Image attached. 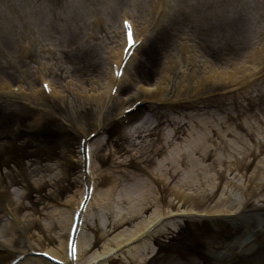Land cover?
Returning <instances> with one entry per match:
<instances>
[{
  "label": "bare ground",
  "instance_id": "bare-ground-1",
  "mask_svg": "<svg viewBox=\"0 0 264 264\" xmlns=\"http://www.w3.org/2000/svg\"><path fill=\"white\" fill-rule=\"evenodd\" d=\"M51 1L52 2H50L49 0H39V1H37V13L38 14H43V13L50 14L49 16L53 19V23H50L48 21H40L41 30L47 31V34L44 35V36H39V37L37 36V38H38V44H37L38 47L37 48L38 49L39 48H46L48 45H52L50 43L43 44V41L47 40L49 42H54L55 47H56V51H57L56 53H61V56L59 57V60H56V58H57V57H55L56 53L53 54V55H45L46 60L48 61V65H49V62H50V67L49 68L52 69V70L53 69L57 70V71L50 72L49 68H48L47 72L50 74V78L53 80V82L57 86H60L64 90H66L67 93L69 94V96H71V98H72L73 93L75 94V92L78 91L77 90V86H76V84L73 81H71L70 85H67V86L64 85V87H63L62 84L65 82V80L68 79V78L71 79V77L75 78L76 74L82 73V72H85V73L80 74L79 77L81 75H86V72H89V71L92 70L93 64L96 63L97 60H98V62L96 64L95 68L96 69L98 68V69L101 70L102 66H103V62H99V58L97 57L98 54L96 52V49L92 48V45H87L85 48H81L80 47V48L74 50L75 44L77 42V41H75L76 40L75 39V33H71V36H70V39H69V42H68V43L73 42L72 45L61 47V46L64 45V43L61 40V38L58 39V41L57 40H53L52 35L54 33H56V32H55V30L50 31V29L56 27V22L61 17L67 16V10L69 8L68 4H60L59 5L58 2H60V1L71 2L72 0H58V1L57 0H51ZM16 2H17V0L16 1L13 0V1L8 2L9 8L10 9L13 8L16 5ZM17 4H18L19 8H22V6L18 2H17ZM43 5H45L47 7L45 9H43ZM80 5L81 4L78 3V6L70 13V15H68V19L70 18V16L76 15V14L82 12V8L80 7ZM57 12H58V14H56ZM237 16H240V15H237ZM192 23L193 22L188 23L189 26ZM214 24L216 26H218V23L216 21L214 22ZM196 33H199V29L197 30ZM234 34H236V33L235 32L232 33L230 35V37H227V35H223V38H225V40L227 42V40L229 38H231ZM63 35H64L63 37H65V36L67 37V34L64 33ZM7 36H8L7 32L0 31V44H4L5 43V41L7 39ZM43 38H45V40ZM164 43H165V48H167L169 46V40H168L167 37L164 38ZM57 44H58V46H56ZM59 45H61V46H59ZM11 47H12V45L8 46V48H11ZM70 47H73L72 52L71 53L70 52L66 53L67 48H70ZM222 48H227L225 41L222 44H218L217 45V49L218 50L222 49ZM158 51H159V49L154 51L155 54L152 56V64L154 66V70L155 71L160 68L161 56L159 55ZM214 55H216V51H214ZM66 63H69V66L71 68L67 67ZM100 66H101V68H100ZM149 71L150 70L148 68L145 69V71H144V67L140 68V73L141 74L146 75ZM61 77L65 78V79H63V81H60ZM99 78H100V72H99V75H98V79ZM163 79H164V77H163ZM157 83L160 85V83H162V82H160V80H159V82H157ZM212 84L214 86H217V82L216 81L212 82ZM92 85H94V83L91 82L89 86H92ZM163 90L166 91V87H163ZM81 93H83V91H81ZM130 93H131V96L127 97V94L124 95L125 97H127L126 98V102H122L119 107H125L124 104H126L128 100L130 102L133 99H139L140 98L139 94H137V91H134V89ZM75 101H77V100H75ZM98 103H100V100H93V101L85 100V101H81V102L77 101L76 105H73V106L71 105L72 102H68V105H65V106H63L64 103H60V108L67 109L70 105H71V108H75L73 117L69 113V109H67L66 111L63 110V112H64L63 114L68 118V122L71 124L72 128H81V126H83V124H85L87 122V120H88L87 117H89L90 112L95 114V109L98 106ZM92 116H93V114L91 115V118H92ZM109 118H110V116H109ZM257 168L258 167H256V169ZM259 175H261V174H257V173L254 174V178H257ZM261 178H262V175H261V177L259 179H261ZM138 186H140V185H138ZM138 186H136V187H138ZM263 187H264V183H262V182L256 183V189H264ZM137 190H139V189H137ZM132 194H133L132 191H130V192L126 191V195H124L123 193L121 195L126 196V198H128V197L132 198ZM121 195H119V196H121ZM140 200L141 201H139L138 203H134L133 200H130L129 202L124 203L123 210H121V212H119V214L116 215L115 218L111 219V218L107 217V220H106L107 223L104 222V225H106L105 226L106 228L100 235L97 232H95L94 230H89V232H86L87 241H89L92 238H94L96 240L97 238L105 237V233L108 234L112 229H116L118 226L119 227L123 226L121 224H124L126 221H132V219H134V220L135 219H137V220L141 219V217L143 215L142 213L147 208V205L150 204V203H149V201H147V197L145 195ZM143 202H147V203L144 204ZM52 217L56 218V222L53 225L54 227L57 224H61V215L59 216V215H56V214L55 215L52 214ZM51 224H53V222L51 223L49 221H44V226L47 228L46 230L48 232V235L53 230L52 228L49 229L51 227ZM130 228H134V229L128 231L129 228L126 227V230L118 231L117 235H115L116 238L120 239L123 236L126 237L128 234L133 233L138 228V225L131 226ZM46 236L44 237L45 240H47L48 238H50V239L52 238L51 235H49L48 237H46ZM116 238H115V242L118 241V239H116ZM109 245H111V244L108 243V241L104 242V245H103L101 250L108 249ZM98 251H100L99 248L97 250H94L92 252V254L96 253ZM144 252L145 251H142V253H144ZM38 263L39 262L37 260H27L25 262V264H38Z\"/></svg>",
  "mask_w": 264,
  "mask_h": 264
},
{
  "label": "rangeland",
  "instance_id": "rangeland-1",
  "mask_svg": "<svg viewBox=\"0 0 264 264\" xmlns=\"http://www.w3.org/2000/svg\"><path fill=\"white\" fill-rule=\"evenodd\" d=\"M222 3V2H220ZM252 5V4H251ZM146 54V53H145ZM219 96H216L214 98V100L220 99L217 98ZM228 108L232 107L231 105H228ZM225 118V113L221 114V113H210V112H205V113H199V120L200 119H205L208 121V124L214 125L215 119H218L219 121L223 120ZM245 119H247V121L253 122L255 123L256 120H260V122L256 123V125L260 124L261 122L264 121V119L261 117V115H255L253 114L250 117H245ZM259 130V129H257ZM199 134H207V137L210 138V141L208 142L209 145H211L212 148H214L215 146H212L213 143L219 142V140L217 139L216 136L213 135L212 132V127L209 129L208 125H204V127L201 129L199 127ZM242 140H245V143L247 144V136L244 135L242 136ZM259 137H262V131L259 134ZM225 138L230 139L229 136H225ZM232 141L237 142L238 147H239V142L235 139H232ZM231 152L237 156V157H241V154L239 153V149L235 150V149H231ZM220 154L219 156L222 158H225L226 156H229V160H232V154L225 152L222 153L219 151ZM256 162V160H255ZM231 167H233V164H228ZM253 166V165H252ZM252 166L248 169V170H243L241 172L238 171H234V173L232 175H229V172H227V178L229 180H237V182L239 183V186L243 185L244 183V176L242 173L248 172ZM213 172V171H212ZM234 176H236L235 178H233ZM146 182H148L146 179H144ZM219 182V180L214 184L217 185V183ZM222 182V181H221ZM221 182L219 184L218 189L215 191V193L213 194L212 197V202H215V200L217 198L220 199H225V197L230 193V191H224V188H221ZM148 186L145 189V187H142L141 189L134 191L133 192V200L134 203H138L139 201H141L140 199L142 197H144V195L146 194V196H149V200H151L152 198H155L156 195H158V197H160V194H156L157 191L155 189V186H153L152 184H150L148 182ZM229 189V188H228ZM226 190V189H224ZM223 192V193H222ZM170 193L169 192H162V199H163V203H170L171 202V198H170ZM210 202V201H209ZM209 202L205 203L204 206H206ZM146 203V202H143ZM154 202H151V204H148V209L145 211L144 214H147L150 210V208L152 207V204ZM134 220V219H133ZM130 225V223L128 224ZM230 227V224H222V225H218V226H206L203 224H199V226H193V225H189L186 226L184 230H182L174 239H172L170 241V244H168L164 249V252H177L179 253V256L182 255L184 257L183 260H180L177 264H186V253L190 252V251H197L199 252V259H196L197 261L194 264H223V262L227 261L228 258L231 256V254H233V251L238 253L241 249V247L243 245L246 244L247 242V236H244L243 233L240 232H236V230L231 229L228 231V229ZM236 226H234L233 228H235ZM217 228H224V231H218ZM212 229V230H211ZM214 230V231H213ZM187 231V232H186ZM240 233V234H239ZM116 234V232L113 234L111 233L108 238H111L112 236H114ZM239 234V235H238ZM195 236L194 240H190L188 239L190 236ZM238 236L235 241V237ZM235 241V247L229 248L226 252V247L228 244H232ZM159 255V258H157L153 264H161V260H163V257ZM199 260V261H198ZM260 264H264V259L259 261Z\"/></svg>",
  "mask_w": 264,
  "mask_h": 264
},
{
  "label": "snow or ice",
  "instance_id": "snow-or-ice-1",
  "mask_svg": "<svg viewBox=\"0 0 264 264\" xmlns=\"http://www.w3.org/2000/svg\"><path fill=\"white\" fill-rule=\"evenodd\" d=\"M124 25H125V28L127 29L128 43H129V46L131 47L134 44L131 25L128 23V21H125ZM115 74L117 77H120L122 75V71L117 69ZM44 88L48 89V85L45 84ZM70 247L72 248V252H71L72 258L75 259V253H76L75 244H70ZM45 255H47V253H45ZM61 264H62V262H61Z\"/></svg>",
  "mask_w": 264,
  "mask_h": 264
}]
</instances>
